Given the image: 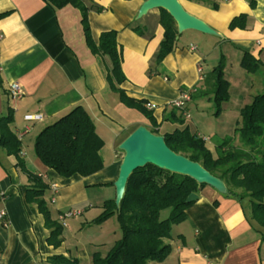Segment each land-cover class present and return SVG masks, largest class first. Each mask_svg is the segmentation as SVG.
Instances as JSON below:
<instances>
[{
  "label": "crops",
  "instance_id": "0c3cea01",
  "mask_svg": "<svg viewBox=\"0 0 264 264\" xmlns=\"http://www.w3.org/2000/svg\"><path fill=\"white\" fill-rule=\"evenodd\" d=\"M80 1L90 8L87 18L95 43L105 32L118 33L126 77L119 88L130 98L145 101L146 109L148 104L154 106L148 110L160 131L162 125L171 124L165 120L176 112L172 103L182 91L198 88L210 92L211 85L206 83L209 61L216 62L213 70L223 55L225 77L234 95L223 105L222 114H231L228 127L235 129L233 136H224L227 131L223 130L219 139L233 137L234 146L241 148L235 134L240 111L264 92V66L256 74L240 67L245 52L264 63V0H179L187 14L218 36L187 30L160 65L156 56L165 32L160 24L161 9L141 14L144 0ZM97 7L103 10L98 12ZM241 15L249 17L247 29L231 30L229 25ZM110 68L108 57L94 56L88 48L78 9L67 6L54 11L43 0H0V119L13 114L10 132L21 145L18 157L0 147V211L7 213L9 223L7 228L0 223V264H48L51 256H69L64 243L57 250L48 244L51 231L38 206L26 199L32 184L18 165L20 159L29 173L42 177L49 186L58 185L63 199L75 197L81 188H115L125 156L120 146L144 126L136 122V128L123 136L133 126L138 111L125 106L110 88ZM13 83L20 85L21 99L10 97ZM77 106L88 112L104 142V169L88 178L65 179L42 164L34 144L46 127ZM29 115L42 119L27 120ZM210 141L215 143L212 138ZM206 145L217 158L215 144L210 147L206 141ZM48 192H52L51 186ZM198 196L187 211L186 221L174 226L171 238L165 240L172 253L160 264H264V228L252 219L251 200L228 198L210 186ZM58 207L59 213L63 212V207Z\"/></svg>",
  "mask_w": 264,
  "mask_h": 264
},
{
  "label": "trees",
  "instance_id": "16d2710c",
  "mask_svg": "<svg viewBox=\"0 0 264 264\" xmlns=\"http://www.w3.org/2000/svg\"><path fill=\"white\" fill-rule=\"evenodd\" d=\"M43 1L54 11L73 6L81 12L86 44L91 53L94 56L108 57L110 60L111 68L108 74L110 88L119 94V100L125 106L137 110L149 121L153 134L159 135L160 126L153 113L146 109V102L130 98L119 88L126 82V77L122 70L123 59L117 41L118 33L116 31L103 33L97 44L92 38L87 18L90 8L82 1ZM214 8L217 9V5ZM102 10L97 7L98 12ZM160 12V24L165 32L156 56L157 65L176 49L181 36L174 18L163 9ZM248 18V15L235 18L229 25L230 29L246 30ZM263 66L264 63L253 54L244 53L240 67L248 74H256ZM225 67L226 58L222 55L206 78V83L212 88L210 92L197 88L196 94L193 95L194 102L200 97L213 96L216 116L222 114L223 105L230 101L231 84L225 77ZM208 100L212 101V98ZM12 117L13 114L10 113L0 119V147L4 148L8 155L18 157L21 145L17 137L10 132ZM240 118V127L235 130V134L239 138L241 148L234 146L233 137L217 139L214 143L217 158L207 148L206 140L193 133L190 126H185V118L178 110L171 112V116L166 118L165 122L180 125L181 128H176L163 137L173 153L199 163L215 178L222 179L228 187L226 197L239 200L249 198L252 203V219L264 228V92L255 96L249 105L242 108ZM34 145L35 154L42 164L62 178L71 179L75 176L88 178L104 169L101 156L104 142L96 133L94 122L82 106L75 107L70 113L46 127L37 136ZM18 165L28 175L32 184L27 190L26 199L38 206L46 227L51 231L48 244L57 250L64 243V228L61 223L52 219L45 200L50 186L42 177L29 173L21 159ZM206 187L208 185L199 184L190 177L171 173L154 165L149 164L137 169L127 182L120 205L117 206L115 200H105L101 215L92 221V225H102L116 217L122 231V238L115 242L105 256L101 253L94 254L92 264L165 262L172 253L171 245L166 244L165 240L171 238L174 226L186 221L189 207L195 204L188 203V198L192 194L198 195L200 190ZM230 188L242 192L236 193ZM165 210H171L170 216L161 221V212ZM47 263L80 264V261L70 256L54 255L48 258Z\"/></svg>",
  "mask_w": 264,
  "mask_h": 264
},
{
  "label": "rangeland",
  "instance_id": "374dc122",
  "mask_svg": "<svg viewBox=\"0 0 264 264\" xmlns=\"http://www.w3.org/2000/svg\"><path fill=\"white\" fill-rule=\"evenodd\" d=\"M217 60V54L213 55ZM212 61V60H211ZM209 61L207 72H211V66L216 63ZM212 89V88H211ZM233 92L230 88V98L233 96ZM212 101H209V98ZM209 98L206 96L200 97L190 105V116L185 119V126H190L193 133L197 134L200 138L207 141L208 146L214 147L213 142H209V139L216 141L221 138V132L226 130L225 135L233 136L234 127H228L231 114H221L216 116L215 106L213 104V96ZM229 112V110H227ZM230 113V112H229ZM136 117H133V126L128 131H124L123 136H127L137 124H142L149 130H152V126L149 122L141 116L138 112L134 113ZM140 115V116H139ZM141 117V118H140ZM143 122H142V121ZM162 131L159 130V135L163 136L165 132H172L174 128H181L180 125L164 124L162 125ZM230 131V132H229ZM215 148V147H214ZM209 149V148H208ZM211 151V150H210ZM35 152V150H34ZM212 152V151H211ZM36 155V154H35ZM81 186L78 187V189ZM62 189H59L58 195L54 196L52 192H48L47 204L51 212V217L54 221L60 223L61 215L71 210L82 211L83 214L68 221V226L63 227V239L66 252L73 258H78L80 264H92L93 256L95 253H101L103 256L109 252L116 241L122 238V231L120 229L118 220L116 217L111 218L102 225H92V221L98 218L101 214V207L106 200H115L117 196L116 188H95L85 189L81 188L78 195L70 198L69 200L63 199ZM57 199L59 202L57 205L52 204L51 200ZM63 207V212L57 210L59 207ZM171 210H165L161 212V221L169 218Z\"/></svg>",
  "mask_w": 264,
  "mask_h": 264
},
{
  "label": "water",
  "instance_id": "95a60500",
  "mask_svg": "<svg viewBox=\"0 0 264 264\" xmlns=\"http://www.w3.org/2000/svg\"><path fill=\"white\" fill-rule=\"evenodd\" d=\"M163 9L175 20L179 34L187 30H195L204 34L218 36V34L202 21L187 14L179 0H147L142 7L141 14L150 10ZM163 136L153 134L146 127H139L120 146L125 153L118 180L115 182L117 191L116 204L120 205L126 191L127 182L132 174L147 165H154L171 173L180 174L194 179L199 184H206L226 196L228 188L220 178H215L199 163L173 153L167 146ZM199 196L192 194L187 202L195 203Z\"/></svg>",
  "mask_w": 264,
  "mask_h": 264
},
{
  "label": "built area",
  "instance_id": "2783aa9c",
  "mask_svg": "<svg viewBox=\"0 0 264 264\" xmlns=\"http://www.w3.org/2000/svg\"><path fill=\"white\" fill-rule=\"evenodd\" d=\"M195 50V48H193ZM197 90L196 89H187L181 92L180 98L172 103V107L176 110H178L180 113H182L183 117L185 119H188L190 116V111H189V106L191 105L193 101V95L196 94ZM9 95L13 100H18L21 99L23 96V92L21 90V87L17 83H13L9 87ZM148 109H153L154 106L148 104L147 105ZM27 120L31 121H37L41 120L42 117L39 115H29L26 117ZM51 186V191L53 192L54 195L58 193L59 187L58 185H50ZM52 204L56 203L55 198L51 200ZM83 214L82 211L79 210H71L68 212H65L61 215L60 218V223L63 227L68 226V221L74 218H78ZM7 213L5 211H0V223L7 228L9 226L7 219Z\"/></svg>",
  "mask_w": 264,
  "mask_h": 264
}]
</instances>
